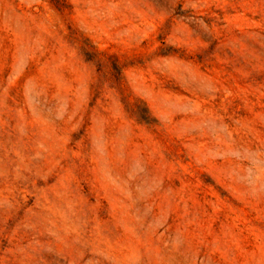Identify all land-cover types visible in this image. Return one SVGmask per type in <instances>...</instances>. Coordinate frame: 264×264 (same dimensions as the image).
<instances>
[{"label": "rangeland", "instance_id": "rangeland-1", "mask_svg": "<svg viewBox=\"0 0 264 264\" xmlns=\"http://www.w3.org/2000/svg\"><path fill=\"white\" fill-rule=\"evenodd\" d=\"M0 264H264V0H0Z\"/></svg>", "mask_w": 264, "mask_h": 264}]
</instances>
